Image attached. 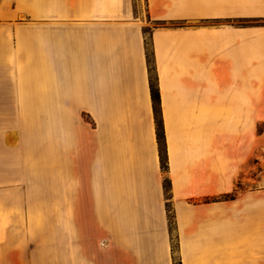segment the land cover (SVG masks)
I'll return each mask as SVG.
<instances>
[{"label":"crops","instance_id":"crops-1","mask_svg":"<svg viewBox=\"0 0 264 264\" xmlns=\"http://www.w3.org/2000/svg\"><path fill=\"white\" fill-rule=\"evenodd\" d=\"M261 123L264 0H0V264H264Z\"/></svg>","mask_w":264,"mask_h":264},{"label":"rangeland","instance_id":"rangeland-1","mask_svg":"<svg viewBox=\"0 0 264 264\" xmlns=\"http://www.w3.org/2000/svg\"><path fill=\"white\" fill-rule=\"evenodd\" d=\"M258 131L264 130V123H261L257 126ZM252 168L247 173L248 177H255L257 174L259 176V171L263 169L264 173V142L263 149H259L257 151V155H253L252 161L250 162ZM37 184V183H36ZM32 188L30 187V195L34 198L40 199L39 205L36 206L39 208V211L42 213L48 212V191H47V183H38ZM29 189L27 190L25 186V194H28ZM41 220L40 227V249H41V264H64V231L62 226V220L56 219L53 222ZM49 227V228H48ZM172 235L174 233L172 232ZM173 239V238H172ZM176 240L175 237L173 239V246H175ZM173 257L175 261H179L176 247L175 252L173 253ZM174 263V261H173ZM180 264V263H179Z\"/></svg>","mask_w":264,"mask_h":264},{"label":"trees","instance_id":"trees-1","mask_svg":"<svg viewBox=\"0 0 264 264\" xmlns=\"http://www.w3.org/2000/svg\"><path fill=\"white\" fill-rule=\"evenodd\" d=\"M148 29L145 28V32ZM146 45V59H147V65H148V72H149V85H150V93H151V99L153 104V112H154V118H155V127H156V136H157V142L159 146V157H160V165L162 171H166L167 169V161H166V149H165V141H164V134H163V126H162V120L160 116V110H159V93H158V86H157V80L156 76L154 74V67H153V56L152 51L150 48V44L148 40H145ZM169 179L167 177H164L163 179V188L165 191V195L167 200H169ZM167 213H168V224H169V230L173 232V215L171 213L170 205L167 203ZM175 236L172 235V238L174 239ZM175 246H173V253L175 252ZM174 264H179V261H175L173 257Z\"/></svg>","mask_w":264,"mask_h":264}]
</instances>
